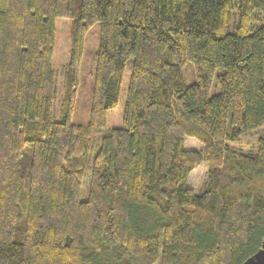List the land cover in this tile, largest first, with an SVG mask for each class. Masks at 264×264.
I'll return each mask as SVG.
<instances>
[{
    "label": "trees",
    "instance_id": "obj_1",
    "mask_svg": "<svg viewBox=\"0 0 264 264\" xmlns=\"http://www.w3.org/2000/svg\"><path fill=\"white\" fill-rule=\"evenodd\" d=\"M255 11L264 0H0V264H244L256 253L264 25L252 29ZM57 18L70 20V52L55 120ZM94 25L84 127L71 116ZM129 63L122 127L92 150ZM254 132L255 153L228 147ZM185 138L201 150H186ZM200 164L195 193L187 177Z\"/></svg>",
    "mask_w": 264,
    "mask_h": 264
},
{
    "label": "rangeland",
    "instance_id": "obj_2",
    "mask_svg": "<svg viewBox=\"0 0 264 264\" xmlns=\"http://www.w3.org/2000/svg\"><path fill=\"white\" fill-rule=\"evenodd\" d=\"M236 20L235 11L232 12L230 19V30ZM252 29L264 25V14L254 12L251 15ZM70 20L65 18H57L55 20V38L53 45V55L51 59V69L53 71L56 88L57 98L55 109L53 110V118L59 119L58 103L63 90V72L66 69L69 60L70 52ZM99 42V29L97 25L92 26L84 35V47L81 56L79 76H78V93L75 102V108L71 116V122L81 126H87L89 123V111L91 104V91L94 75V54L97 52ZM183 77L185 85H191L195 81L193 68L191 64H186L183 68ZM130 75V63L126 66L121 84V91L118 104L110 109L107 113V121L105 128L101 133H97L92 137V150H95L102 135L108 134L113 129L122 127V117L126 102L128 82ZM218 87L213 79L209 95L217 94ZM260 136L259 132H254L249 136L243 137L239 142L229 143L228 147L234 151L241 153L253 154L257 149V139ZM97 143V145H96ZM96 145V146H95ZM184 148L186 150H201V144L190 138L184 139ZM206 175V166L200 164L193 169L187 177L188 185L196 193L203 188V183ZM87 183L83 187L82 197L86 196Z\"/></svg>",
    "mask_w": 264,
    "mask_h": 264
},
{
    "label": "water",
    "instance_id": "obj_3",
    "mask_svg": "<svg viewBox=\"0 0 264 264\" xmlns=\"http://www.w3.org/2000/svg\"><path fill=\"white\" fill-rule=\"evenodd\" d=\"M244 264H264V242L261 248L249 257Z\"/></svg>",
    "mask_w": 264,
    "mask_h": 264
}]
</instances>
